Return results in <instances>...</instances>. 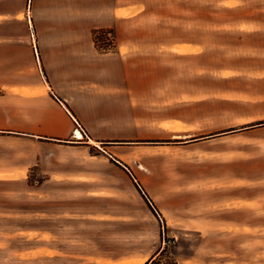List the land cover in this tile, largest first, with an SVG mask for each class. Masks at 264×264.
<instances>
[{
  "label": "crops",
  "instance_id": "0c3cea01",
  "mask_svg": "<svg viewBox=\"0 0 264 264\" xmlns=\"http://www.w3.org/2000/svg\"><path fill=\"white\" fill-rule=\"evenodd\" d=\"M150 1L0 0V133L69 142L83 125L94 144L141 140L185 151L205 142L236 141L264 147L259 138L264 136V22L250 19H264V11L243 13L246 21L236 25L204 28L198 12L192 24L178 14V35L171 37L169 12L139 10ZM74 19L86 25L74 27ZM58 20L71 25L56 26ZM33 23L36 40L30 36ZM109 27L116 46L104 52L93 41V30ZM108 156L127 169L115 154ZM0 171L9 175L15 166ZM82 174L56 172L45 183ZM219 185L227 191H217V199L205 197L199 186L171 195L178 201L198 197L204 207L218 200L257 204L254 209L264 211V169L234 171ZM202 207L179 208L176 216L185 222L209 211Z\"/></svg>",
  "mask_w": 264,
  "mask_h": 264
},
{
  "label": "rangeland",
  "instance_id": "374dc122",
  "mask_svg": "<svg viewBox=\"0 0 264 264\" xmlns=\"http://www.w3.org/2000/svg\"><path fill=\"white\" fill-rule=\"evenodd\" d=\"M144 5L139 10L169 12L171 37L178 35V14L192 24L198 12L204 28L231 21L236 25L246 21L243 13L264 11V0H151ZM55 25L71 24L58 20ZM72 25L84 27L86 22L74 19ZM34 26L32 40L37 39ZM93 41L116 43L113 29L93 30ZM78 129L82 140L56 143L0 133V168L15 166L9 175L0 171V264H264V221L259 220L264 211L254 209L257 204L216 200L204 207L198 197L178 201L171 195L199 186L205 197L217 199V191H227L219 184L234 171L264 169V147L237 146L236 141L205 142L185 151L141 140L92 144L86 127ZM237 157L246 161L232 160ZM61 171L83 174L81 179L45 183ZM38 189L53 195L31 193ZM63 192L71 193L63 198ZM201 206L209 211L185 222L176 216L179 208Z\"/></svg>",
  "mask_w": 264,
  "mask_h": 264
},
{
  "label": "trees",
  "instance_id": "16d2710c",
  "mask_svg": "<svg viewBox=\"0 0 264 264\" xmlns=\"http://www.w3.org/2000/svg\"><path fill=\"white\" fill-rule=\"evenodd\" d=\"M97 33H99V32H96V33H94V34H97ZM95 44H96V46H97V48H98L99 50L104 51V52L112 51V50L115 49V46H116L115 43L110 44V45H108V46H101V44H99V42H95ZM259 125H262V124H259ZM137 186H138L139 190L141 191V193L143 194V196L145 197V199L148 200L149 203H151V206H153L152 201L149 199L148 195H147L146 192L143 190V188L141 187V185H140V184H137ZM153 208H154V207H153ZM164 252H165V249L162 250L160 253L163 254ZM154 261H156V259H155ZM154 261H153V262H154ZM147 264H149V262H148ZM220 264H239V263H232V262H229V263H220Z\"/></svg>",
  "mask_w": 264,
  "mask_h": 264
},
{
  "label": "bare ground",
  "instance_id": "6f19581e",
  "mask_svg": "<svg viewBox=\"0 0 264 264\" xmlns=\"http://www.w3.org/2000/svg\"><path fill=\"white\" fill-rule=\"evenodd\" d=\"M83 138H84L83 133L79 129H76L75 130V139L82 140ZM90 142L94 144V140L93 141H90Z\"/></svg>",
  "mask_w": 264,
  "mask_h": 264
},
{
  "label": "water",
  "instance_id": "95a60500",
  "mask_svg": "<svg viewBox=\"0 0 264 264\" xmlns=\"http://www.w3.org/2000/svg\"><path fill=\"white\" fill-rule=\"evenodd\" d=\"M151 204V203H150Z\"/></svg>",
  "mask_w": 264,
  "mask_h": 264
}]
</instances>
